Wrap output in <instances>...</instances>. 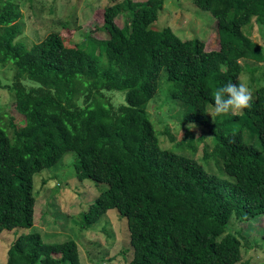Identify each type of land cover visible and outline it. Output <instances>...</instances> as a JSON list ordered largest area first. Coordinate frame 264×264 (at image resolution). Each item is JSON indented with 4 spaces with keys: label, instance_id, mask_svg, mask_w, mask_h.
<instances>
[{
    "label": "trees",
    "instance_id": "obj_1",
    "mask_svg": "<svg viewBox=\"0 0 264 264\" xmlns=\"http://www.w3.org/2000/svg\"><path fill=\"white\" fill-rule=\"evenodd\" d=\"M193 2L217 19L219 50L169 26L154 28L164 0L107 5L105 38L69 47L53 31L29 47L19 40V2L0 0V67L16 66L8 87L21 116L0 118V233L34 226L35 178L75 152L78 180L106 185L80 222L88 226L112 209L126 218L131 246L123 255L132 256L125 264L243 263L242 241L228 226L233 216L264 215V85L239 115L213 120L208 109L218 88L241 83L242 60L264 61L263 46L250 36L253 22L264 28V0ZM162 78L166 97L152 113ZM112 91L125 92L126 102L117 105ZM169 96L182 107V123L214 136L212 152L229 178L162 148L155 124L163 123ZM191 137L188 130L182 141L196 149ZM6 264L83 263L75 240L49 243L31 232L14 240Z\"/></svg>",
    "mask_w": 264,
    "mask_h": 264
},
{
    "label": "rangeland",
    "instance_id": "obj_2",
    "mask_svg": "<svg viewBox=\"0 0 264 264\" xmlns=\"http://www.w3.org/2000/svg\"><path fill=\"white\" fill-rule=\"evenodd\" d=\"M23 12L24 33L19 37L29 47L41 41L53 31L60 33L69 47L86 43L88 38L101 39L107 34L100 29L104 23V10L107 5L121 0H16ZM145 1V0H136ZM126 15L120 14L117 23L122 26ZM162 29L171 27L182 39L200 38L204 40L207 51L221 48L218 33V22L215 16L198 8L193 0H164V8L159 19L152 25ZM250 36L263 46L264 28L253 22ZM243 72L240 75L244 83L255 94L264 85V61L242 60ZM16 66L10 64L0 67V118L7 122L10 115L21 116L15 111V97L9 85L13 83ZM29 83V82H27ZM165 79H161V87L149 103V110L156 113L157 107L166 97L163 88ZM115 103H125V92L112 91ZM163 121L155 124L160 133L162 148L195 158L208 172L229 178L223 170L222 162L213 153L214 136L203 134L205 127L181 122V105L169 96L163 103ZM214 107L209 106L208 114ZM178 117L169 120L170 117ZM209 116H211L209 114ZM226 116H218L225 118ZM156 116V120L159 121ZM212 118V117H211ZM155 123V115L151 114ZM179 119V120H178ZM213 119V118H212ZM215 119V118H214ZM188 128V129H187ZM206 129V128H205ZM170 133L169 135L166 131ZM188 130L194 137L193 143H183V136ZM174 137L171 140L170 135ZM193 146V147H192ZM205 147L207 151L205 152ZM77 155L67 152L53 167L43 170L35 178V224L32 228L17 227L5 229L0 233V264H6L8 250L16 238L25 233L39 232L49 243H59L73 239L78 243L80 258L83 264H125L123 251L130 248V232L128 221L120 217L116 209L104 214L101 219L84 226L81 212L88 210L89 204L105 190V184H96L91 179L80 181L77 178ZM228 231L235 233L242 241L243 263L264 264V215L260 218L244 221L236 216L231 218ZM130 250V249H129Z\"/></svg>",
    "mask_w": 264,
    "mask_h": 264
},
{
    "label": "clouds",
    "instance_id": "obj_3",
    "mask_svg": "<svg viewBox=\"0 0 264 264\" xmlns=\"http://www.w3.org/2000/svg\"><path fill=\"white\" fill-rule=\"evenodd\" d=\"M214 108L211 117L239 115L246 108L252 107L253 94L244 83L228 82L218 88L213 96Z\"/></svg>",
    "mask_w": 264,
    "mask_h": 264
}]
</instances>
